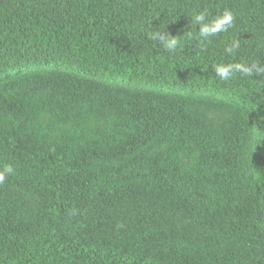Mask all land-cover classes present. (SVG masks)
I'll list each match as a JSON object with an SVG mask.
<instances>
[{
    "label": "trees",
    "instance_id": "16d2710c",
    "mask_svg": "<svg viewBox=\"0 0 264 264\" xmlns=\"http://www.w3.org/2000/svg\"><path fill=\"white\" fill-rule=\"evenodd\" d=\"M219 63L264 65V0H0V264H264V75Z\"/></svg>",
    "mask_w": 264,
    "mask_h": 264
},
{
    "label": "clouds",
    "instance_id": "9594fccd",
    "mask_svg": "<svg viewBox=\"0 0 264 264\" xmlns=\"http://www.w3.org/2000/svg\"><path fill=\"white\" fill-rule=\"evenodd\" d=\"M210 13L207 8L196 11L192 14V23L197 26L198 39L206 41L221 33H227L234 27L235 16L232 11L224 10L221 14L209 19ZM187 37L192 39V33L188 32ZM148 39L156 42L169 54L175 53L182 47L179 36H171L165 30L157 29L147 34ZM240 47L239 39H233L224 48L226 55H233ZM215 76L225 82L230 81L236 73L242 77H253L264 75V65L257 63H219L212 66ZM258 105V104H257ZM15 169L11 164H6L0 169V185H3L10 175H13ZM75 214V209L72 210Z\"/></svg>",
    "mask_w": 264,
    "mask_h": 264
}]
</instances>
